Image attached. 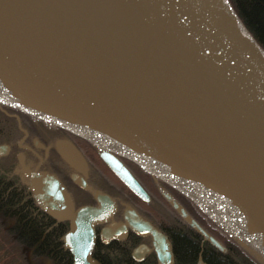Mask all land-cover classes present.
Here are the masks:
<instances>
[{
	"label": "water",
	"instance_id": "1",
	"mask_svg": "<svg viewBox=\"0 0 264 264\" xmlns=\"http://www.w3.org/2000/svg\"><path fill=\"white\" fill-rule=\"evenodd\" d=\"M0 100L264 210V56L225 0H0ZM7 151L1 145L0 157ZM100 156L144 199L115 159ZM34 193L48 214L67 212L54 184ZM96 200L108 210H79L63 238L73 264H92L91 224L112 209L107 196ZM126 215L133 232L159 241L165 264L164 239Z\"/></svg>",
	"mask_w": 264,
	"mask_h": 264
},
{
	"label": "flooded vegetation",
	"instance_id": "2",
	"mask_svg": "<svg viewBox=\"0 0 264 264\" xmlns=\"http://www.w3.org/2000/svg\"><path fill=\"white\" fill-rule=\"evenodd\" d=\"M0 123V138L4 139L0 146L8 148L0 160L5 159L11 165L7 168L9 173L24 181L35 198L34 187L46 182L54 184L66 201L61 207L67 212L61 216H52L39 206L54 220L67 223L63 238L79 210L101 207L103 211L108 210V203L100 205L97 195L111 200L108 217L91 224L93 244L89 260L92 264L109 263L110 257L122 247L131 264H160L156 253L159 241L133 232L125 222L129 212L164 239L165 264L167 261L168 264H264V236L255 227L257 224L264 228V225L217 191L36 119L2 100ZM100 152L111 156L128 172L143 191L144 199L135 196L118 180L103 162ZM173 204L221 249L196 232ZM62 210L57 207L53 211ZM106 230L105 237L101 238ZM133 254L138 260L133 259ZM70 263L73 264L71 255Z\"/></svg>",
	"mask_w": 264,
	"mask_h": 264
},
{
	"label": "trees",
	"instance_id": "3",
	"mask_svg": "<svg viewBox=\"0 0 264 264\" xmlns=\"http://www.w3.org/2000/svg\"><path fill=\"white\" fill-rule=\"evenodd\" d=\"M225 1L243 31L264 55V0ZM3 140L0 138V142ZM3 160L5 163H2ZM0 161V217L8 223V238L25 250L28 259L34 263L44 260L46 264H71L70 255L62 242L67 223L46 214L26 183L9 173L7 168L11 165L5 159ZM250 233H247L248 236ZM106 264L131 263L122 247Z\"/></svg>",
	"mask_w": 264,
	"mask_h": 264
},
{
	"label": "rangeland",
	"instance_id": "4",
	"mask_svg": "<svg viewBox=\"0 0 264 264\" xmlns=\"http://www.w3.org/2000/svg\"><path fill=\"white\" fill-rule=\"evenodd\" d=\"M242 211L245 212L247 215H249L252 219H254V221H258L259 224L261 223V225L262 224L264 225V221H261L260 219L256 218L255 216L251 215L250 213L244 210ZM7 225L8 223L0 217V264H46L44 260L36 261V263L29 260L26 251L13 244L12 240L8 238V235L6 233ZM256 225L255 227L259 228V231H261L262 235L264 236V228H260L259 226ZM258 234L260 233L258 232Z\"/></svg>",
	"mask_w": 264,
	"mask_h": 264
},
{
	"label": "bare ground",
	"instance_id": "5",
	"mask_svg": "<svg viewBox=\"0 0 264 264\" xmlns=\"http://www.w3.org/2000/svg\"><path fill=\"white\" fill-rule=\"evenodd\" d=\"M220 196L227 199V201L231 202L234 206H236L239 209H242L251 215L255 216L256 218L260 219L261 221H264V210L257 208L253 205H250L248 203H245L239 199L233 198L232 196L221 194L220 192H217Z\"/></svg>",
	"mask_w": 264,
	"mask_h": 264
}]
</instances>
